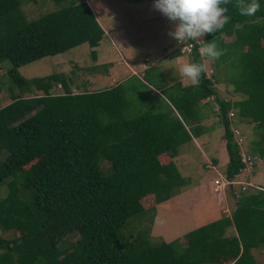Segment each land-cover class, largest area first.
<instances>
[{"label": "trees", "instance_id": "1", "mask_svg": "<svg viewBox=\"0 0 264 264\" xmlns=\"http://www.w3.org/2000/svg\"><path fill=\"white\" fill-rule=\"evenodd\" d=\"M52 1L57 9L25 21L21 0H0V61L9 60L11 93L10 103L0 107V153L6 148L0 184L7 186L0 197V264H264L254 253H264V188L243 190L231 214L194 228L183 246L141 236L125 242L120 233L130 218L187 185L173 158L193 136L208 130L199 114L207 98L215 101L213 112L223 127L226 177L233 180L245 168L242 150L264 160V0H258L261 8L251 17L241 15L232 0L226 5L230 21L203 38L224 50L214 69L230 64L227 82L241 99L220 97L215 77L206 72L196 85L169 86L151 67L143 81L130 79L156 96L161 110L133 116L128 94L140 91L138 84L125 86V81L74 93L63 72L30 79L19 72L25 64L84 43L97 60L94 50L105 32L90 5ZM190 42L192 63L204 62L200 44ZM84 83L89 87V81ZM55 86L62 92L53 93ZM230 111L242 139L239 120L255 124L252 151L235 137ZM102 161L110 164L109 171L101 168ZM61 223L80 233L70 248L56 239ZM9 230L18 234L6 236Z\"/></svg>", "mask_w": 264, "mask_h": 264}, {"label": "rangeland", "instance_id": "2", "mask_svg": "<svg viewBox=\"0 0 264 264\" xmlns=\"http://www.w3.org/2000/svg\"><path fill=\"white\" fill-rule=\"evenodd\" d=\"M22 1V9H23V16L21 19L31 20L40 17L41 15L53 11L58 8L52 0H21ZM80 1V0H78ZM107 1V0H106ZM126 1V0H125ZM150 1V0H144ZM108 2V1H107ZM102 3L103 9L112 10L115 15V18H105L106 20V28L110 30H115L116 25L123 22V25L127 23L133 24L132 27H128L125 29H121L118 34L122 36L123 39H128L132 41V43L126 45V50H124V54L130 53H139L141 55V61H144L146 58L154 61H159L163 58V52H160L159 49L162 45L166 43V41L159 39L160 32L158 31L157 27L163 25V19H159V13H155L156 10L147 7L144 4H138L134 6V10L128 8L126 4L121 3V0H109V2ZM122 4V5H121ZM136 18V22L134 19ZM145 17V20L141 23L139 21V17ZM113 17V16H112ZM153 20V21H152ZM155 20V21H154ZM165 25V24H164ZM174 26V25H173ZM139 34V35H138ZM147 38L146 42H150V46L147 47L146 42L142 40L143 36ZM235 38V36H234ZM226 41L230 42L233 37H226ZM100 49V53H98V57L101 53H104V46L102 45ZM93 48L90 47L88 43H84L80 46H77L69 51L56 55V56H46L42 59L33 61L31 63L25 64L19 68V72L25 78H33V77H42L49 75L54 72H63L68 75L71 79V87L74 93L84 91V90H91V91H98L103 90L106 87L96 86L101 85V80L107 77L103 74V67L105 66H95V63L98 60H95L92 56ZM151 54V55H149ZM160 57V59H159ZM100 62V61H99ZM102 62V61H101ZM167 61H162V63L166 66ZM110 63V62H108ZM187 63H191L187 61ZM204 63L207 64L206 74L210 75L215 80V87L219 93V96L225 99H232V97H237L238 99L242 98L241 94H234V90L231 84H229V77H232V70L230 68V64L226 67H219L214 69V60H205ZM105 64V63H104ZM112 66V65H110ZM163 67L162 70L168 74V79L173 80L175 78H179V72L172 70L171 68ZM10 67V63L8 59H3L0 61V85L2 90L0 92V107L5 106L10 103L11 101V93L8 91V85L10 84L7 76V70ZM108 68H106L107 70ZM121 69V68H120ZM119 69H116L117 71ZM235 70V67L234 69ZM131 69H127L125 74L127 75ZM228 80H227V77ZM124 75L118 79H121ZM113 78L112 74L109 75V79ZM108 79V80H109ZM186 83L187 78L184 79ZM84 81H89V87L86 86ZM118 81V82H120ZM228 81V82H227ZM107 84V83H106ZM125 86L128 85H135L138 84L140 91L130 92L129 98L132 101L133 107L130 111V114L138 115L139 113L148 110L152 112H157L161 110L162 103L160 100L156 98L154 95H150L149 91L145 87H141L138 82L135 80L129 79L128 82L126 81L123 83ZM85 86V87H84ZM106 86V85H104ZM218 87V88H217ZM16 93L17 90L15 89ZM53 93H60L62 92L61 88L55 86L52 89ZM33 94H39L40 92L33 91ZM31 95V93L29 94ZM231 95V97H229ZM28 96V94H27ZM209 100V98H207ZM211 99V98H210ZM212 101V100H210ZM210 107V106H209ZM217 109V106L213 104L212 109ZM235 110V109H234ZM211 111L210 108L207 106L200 105L199 106V114L203 116L204 119L202 120V125L205 127L211 126L214 124V128L210 129L209 133L211 136H215L216 139H220V135H223V127L219 124L217 117L215 115L211 116V119L205 118L206 114L209 116ZM213 112V111H212ZM235 114V111H234ZM237 119L234 115L231 116ZM243 131V146L245 149L250 151L251 147H253V140L256 137L254 133V126L255 124L249 123L247 120H239ZM236 126V123H233L232 126ZM234 126V127H235ZM238 127V126H236ZM207 132V131H206ZM219 143V150L213 149L208 145H204L207 153H210V156L207 157L205 165V158L201 154V152L196 148H191L189 154L186 153L181 160H176L178 164H176L179 168V171L182 176L187 179V185L181 188L177 193L176 197L182 195L179 198H172L162 204H158L154 207L148 208L142 214H138L128 220L121 229L120 233L123 237L125 242L132 241L135 239H140L139 237H148L151 242H161L167 241L171 242L174 241L175 243L183 246L186 243V235L190 233L194 228L210 222L216 219L220 213H217V209L219 208L218 205V196L221 195V189L227 192L228 196L226 197L225 204L228 205L227 211H224V214H231L237 205V200L239 196L242 194L243 190L248 191H257L260 188H264V180H259L254 184H248L247 187H244V183L240 181L238 178H234L236 180L233 188L231 185H222L220 188H215L214 179L218 176L220 179H224L225 175V168L226 165L222 161V146ZM15 146V145H13ZM215 150V153L213 151ZM0 153V158H3L6 152V148H4ZM218 152V154H216ZM217 157L218 162L217 164L212 165V157ZM163 160V157L161 158ZM165 160V159H164ZM101 168L104 171H109L110 164L106 161H102ZM262 170L264 172V160L259 159L258 162L252 167V172L255 173L258 170ZM204 184V187L202 185ZM201 186V192H196L198 187ZM218 186V185H216ZM6 185L4 183L0 184V197L6 193ZM24 194L27 193L23 189ZM179 193V194H178ZM200 197H203L202 200H199ZM145 203V200H144ZM149 206V205H147ZM226 206L224 208H227ZM220 216V215H219ZM219 218V217H218ZM57 235L56 239L59 241L58 244L62 248H70L71 246L75 245L80 237V233L75 229L72 225L61 223L57 227ZM234 230V226L228 229V232ZM141 233V235H140ZM6 236H12L18 234L17 230H9L4 231ZM55 239V240H56ZM254 253L259 261L264 259V253L260 250L254 249Z\"/></svg>", "mask_w": 264, "mask_h": 264}, {"label": "crops", "instance_id": "3", "mask_svg": "<svg viewBox=\"0 0 264 264\" xmlns=\"http://www.w3.org/2000/svg\"><path fill=\"white\" fill-rule=\"evenodd\" d=\"M83 1H86L90 5V7L92 8V10L94 12V15H95L97 21L99 22V24L101 25V27L103 28V30L105 32L104 39L102 40L100 46L94 50V51H98V53H100V51H101L100 49H102L101 47L103 45L105 48L104 53H101L99 55V57H98V53H97L98 62H96L95 66H92V67L95 68L97 66H105V67L107 66V68H108L107 70L104 69V67H103V74H106L104 76H107V77L106 78L104 77L103 78L104 80H101L102 82H100L101 85H96L97 87L101 86V87H106V89H107L113 85L120 84L122 82L129 80L132 76H136L139 80L143 81V75H145L144 70L149 69L151 67L154 69V72L159 71L163 75V77L165 78V80L167 81L169 86H172V85L177 84L179 82L183 86L192 84L189 79H187V82L184 83L185 78L182 77L180 75V73L178 75L179 76L178 80H177V78H175L173 80H169L168 74L162 70V68L165 66L162 63V61L169 60V62H166L165 67L168 66L169 68H171L172 70H175L176 72H179L178 69H179V66L181 64L187 63V61H190V60L192 63L191 54L182 53L181 49H182L183 45L178 44L176 40H174L173 38H171L168 35V32L174 28V26H173L174 24L171 21H169L165 16H163L160 13L158 20L163 19L164 21L162 22L163 25H161L160 27L159 26L157 27L158 31L160 32L159 39L166 41V43L164 45H162L161 48L159 49L160 52H163V58L159 61H154V62H152L148 58H146L144 61H141L140 60L141 55L139 53H136V54L130 53L127 55L124 54V50H126V45L132 43V41H130L129 38L123 39L122 36L120 34H118V32L121 29L132 27V25L135 23H133V24L127 23L126 25H123V22L120 21V23L118 25H116L115 30L114 29L113 30L107 29L106 25H105V23H106L105 18L110 19V17H111V18L116 19V17H114V16H118V15H115L112 10L106 11L105 9H103L102 3L107 2V1L109 2V0H107V1L106 0H80L79 2H83ZM121 3L126 4L128 8H131L132 10H134L135 9L134 6H136L138 4H144L147 7L153 8L155 0H150V1H144V0H126L125 1V0H121ZM155 13H159V11L156 10ZM137 17H139V21H140L138 23H141L142 21L145 20V17H140V16H137ZM134 19L136 22L137 20H136L135 16H134ZM136 24L134 26H136ZM141 37H142V40L145 42H146V40H148L147 38L144 37V35ZM146 45H147V47H149L150 42L147 41ZM149 55H151V54H149ZM159 59H160V57H159ZM108 62H110V63H108ZM110 65H112V66H110ZM116 69H119V70L115 71ZM127 69H131L132 71H130L126 75L125 72ZM110 74H112V76H113V78L111 80L109 79ZM123 75H124V77L121 79V81L118 80V81H120V82H118L116 77L119 79L120 76L122 77ZM104 85H106V86H104ZM152 90H153V92L158 93V91H156L154 88ZM234 94L236 95L238 93L234 92ZM229 97H231V95H229ZM239 99L237 97L236 98L232 97L231 100L236 101ZM210 100H212V101H210ZM205 101H207L208 104L204 103L201 105L207 106L208 108H210V111H211L209 113L210 115L207 116V114H206L205 118L211 119L212 115H215V117H217L216 113L212 112V111H217L216 107H215V110L212 109L213 104L216 105L215 101H213V99H209V100L206 99ZM217 119H218V117H217ZM204 120H208V119H204ZM212 128H214V124L206 127V129H208V130H206L207 132H204L199 136H193L190 141H188L187 143L182 145L180 147L178 155L175 158H173L175 164H178L176 162V160L180 161L181 158L186 155V153L189 154V151L191 148L196 147L201 152L203 157L205 158V165L207 166L206 160H207V157L210 156V153H207L204 145H208L210 147H213V149L219 150V143L218 142L220 141V145L222 146V149H224L221 153L222 161L226 165L227 161H228V154H227L226 147H225V139L223 137H220V139H216L215 136H211L209 131ZM220 136H223V135H220ZM211 151H213V153H215V150H211ZM216 154H218V152ZM211 157H212L211 158L212 159V165L214 166V164H217L218 159H217V157L216 158L213 156H211ZM216 178H219V177L216 176L215 179ZM223 178H226V173H225ZM235 178L240 179V181H242V183H245L247 185L248 184H254L255 182H257L259 180H261V181L264 180V172L259 169L258 171L253 173L252 168L246 167V168L242 169L241 172L235 176ZM215 179H214L215 188L216 187L220 188L222 185L216 186L217 184L215 182ZM234 185L235 184H231V186H232L231 188H233ZM202 187H204V184L202 185ZM234 188H235V186H234ZM220 191H221V195L218 196L219 208L217 209L218 211L216 213V215H217L219 212L220 216L219 215L216 216L217 218L221 217V214L224 211H227V209H228V207H227L228 205L225 204V200H226V197L228 196V194L223 189H221ZM196 192H199V193L201 192V186L198 187V190H196ZM176 196H173L172 198H179L180 199L182 197V195H180L178 197H176ZM202 199H203V197L199 198V200H202ZM225 206L227 208H224Z\"/></svg>", "mask_w": 264, "mask_h": 264}, {"label": "clouds", "instance_id": "4", "mask_svg": "<svg viewBox=\"0 0 264 264\" xmlns=\"http://www.w3.org/2000/svg\"><path fill=\"white\" fill-rule=\"evenodd\" d=\"M232 0H155L153 8L159 11L174 24L168 35L183 45L181 52H188L187 44L197 41L200 44L199 54L201 60H219L224 55L213 39L210 42L200 43L205 35L217 33L229 21L226 15ZM243 16H254L261 8L258 0H235L234 5ZM187 42V43H186ZM207 64L183 63L179 66V73L187 78L193 85L199 83L202 73L206 72Z\"/></svg>", "mask_w": 264, "mask_h": 264}, {"label": "built area", "instance_id": "5", "mask_svg": "<svg viewBox=\"0 0 264 264\" xmlns=\"http://www.w3.org/2000/svg\"><path fill=\"white\" fill-rule=\"evenodd\" d=\"M202 41H203V39L201 41H199V42L202 43ZM187 46L190 49V50H188V52H191L193 50L194 44L193 43H189V44H187ZM229 115L233 116V112L230 111ZM232 130H233L234 135L237 138L238 142L241 143L243 139L241 138V136H239L240 135V131H239L238 127L232 126ZM241 156H242V160L246 163L245 168L246 167H250L253 164L254 161L259 159L258 154L251 156V155H249L248 153H246L243 150L241 151ZM235 181L236 180H229L227 177L224 178V179H220V178H216L215 179V182H216V184L218 186L227 185V184L231 185V184L235 183ZM244 187H247V184L244 183Z\"/></svg>", "mask_w": 264, "mask_h": 264}]
</instances>
